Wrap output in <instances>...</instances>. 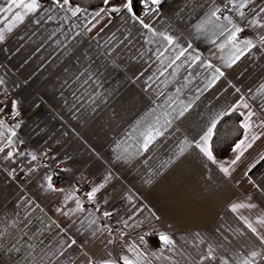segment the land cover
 Masks as SVG:
<instances>
[{"label": "crops", "instance_id": "obj_1", "mask_svg": "<svg viewBox=\"0 0 264 264\" xmlns=\"http://www.w3.org/2000/svg\"><path fill=\"white\" fill-rule=\"evenodd\" d=\"M125 2L47 0L22 21L23 8L0 12V264H101L136 252L141 264H242L253 251L264 264V0L244 17L229 4L211 22L227 0H162L135 14L151 31ZM233 25L247 37L233 40ZM13 101L21 119L8 124ZM231 112L240 125L255 113L246 144L259 139L229 167L237 153L213 163L196 145ZM53 171L61 183L50 188ZM79 175L92 179L87 200L102 217L74 191Z\"/></svg>", "mask_w": 264, "mask_h": 264}, {"label": "snow or ice", "instance_id": "obj_2", "mask_svg": "<svg viewBox=\"0 0 264 264\" xmlns=\"http://www.w3.org/2000/svg\"><path fill=\"white\" fill-rule=\"evenodd\" d=\"M70 2V0H52V4L54 6H57L61 9L65 8L66 5H68ZM104 4H109L110 0H103ZM254 0H239V2L237 3L236 0H227V3L225 4V7L227 8L229 4H231V7L233 9L236 10L237 14L240 17H244L245 13L243 11H240V9L244 8L248 3H253ZM162 3V0H141V4L145 7H149V5H160ZM15 7L16 9H20L23 8L24 12L21 13L19 11H17L16 13H14V16L17 20L22 21L24 16L27 15L28 13H34L36 12L38 9L41 8V5L39 3V0H28V2H25V0H11V3L9 4V6L7 8H2L0 9V12H7V11H11L12 8ZM124 9L127 10L128 12H131L133 14V18L139 20V23L143 26V28L148 29L149 31L152 30V26L148 23H145L144 19H142L141 17H137L134 13V10L132 8V0H126L125 4L123 5ZM157 9L154 8H150V11H156ZM231 10V9H229ZM80 11V9L77 7L74 10H71V14L73 16H76L77 13ZM105 9H100L99 12H97L95 15L99 16L101 12H104ZM110 11L113 12H118L120 11L119 8L117 7H112L110 9ZM220 11V8L217 7L212 13L211 16L209 17V22H211V17L215 16L217 20L220 19V17L216 16V13ZM261 11H264V9H261ZM149 13H145V15H148ZM49 19H51V17H49ZM224 20H228L229 23H231V19L229 18V16H224L223 17ZM39 21H37L38 23ZM10 30V29H9ZM242 31L241 28H239L236 25H233V29L230 31V35L231 38L233 40L236 39V33ZM161 35H163L161 33ZM4 39V35L2 33H0V41H2ZM164 39L168 41L169 44L173 43L172 38L169 36H164ZM245 45H251V41L247 40L243 42ZM261 43H264V36L261 37ZM162 55V53H161ZM184 55V52L181 51L179 56ZM179 56L176 57V59H179ZM174 62V61H173ZM2 82V81H0ZM85 83H87V81H85ZM245 107H247V105H245ZM16 108V102L13 101L12 102V109L13 111H15ZM3 109L0 108V111H2ZM186 110V106L185 108H181L178 112L177 115H183L184 111ZM241 115H244L243 113H241ZM255 113H249L248 116L246 117L245 121L241 123L240 127L244 129V136L243 138L239 139L238 141L234 142L233 145L230 146V151L232 153H237L235 155L234 159H231V162L229 164V167H231L232 165H235L238 161H240L241 157L244 155V152L247 151L249 148L252 147L253 143L259 139L258 136L256 135H252L251 136V140L250 142H248L246 144V141L249 140V136H248V132L250 130V128L252 127L251 124V120L252 117L255 116ZM3 124V121H0V125ZM18 127V125H16ZM213 128L215 127V124H213L212 126ZM261 127H264V121L261 122ZM159 134V133H157ZM14 135V133H13ZM145 135V146H147L148 143L151 142L152 139H154V137L152 136V132L151 130L147 131L144 133ZM213 133H212V128H210L208 130V133L203 137L204 140V144H197L196 147H198L200 149L201 152L204 153L205 156H207V158L209 160H211L213 163H217L216 157L214 156V149L212 147V145L210 143H208V141L211 139ZM4 149L0 148V152H3ZM8 155L10 156L11 153H8ZM33 159H35V157H33ZM261 160H264V155H261L260 157ZM257 163H259V161H257ZM229 167H224L223 163H220V168L221 171L224 172L225 174H227L229 172ZM253 167H255V165H253ZM251 170V169H250ZM245 175H247V173H245ZM51 179V178H49ZM49 187L51 188L52 185L49 184ZM97 191V189H93L92 192L88 193V197L89 199H92L95 192ZM234 208L236 206H233ZM104 215H108V213H105ZM261 223H264V221H262ZM249 228L251 229L252 233L257 234V229L255 227H252V225H249ZM158 240L160 242V244L165 247V248H171L174 245V241L165 233L161 232L158 233ZM143 237H140V240L143 241ZM260 242L262 244H264V236H259ZM72 243H75V241H73ZM130 251H134L136 252L135 249H129ZM160 253H162V248L159 250ZM152 256H157L158 253L157 252H153L151 253ZM257 253L256 252H251L250 257L251 259H245L242 264H254V258L256 257ZM136 256L138 257V259L133 260L130 259L128 256L126 255H122L119 257L118 260H113V259H105L103 261H101V264H119V261L122 260L123 264H141V260L143 259V253L140 252H136ZM224 264H228L227 261H224Z\"/></svg>", "mask_w": 264, "mask_h": 264}, {"label": "trees", "instance_id": "obj_3", "mask_svg": "<svg viewBox=\"0 0 264 264\" xmlns=\"http://www.w3.org/2000/svg\"><path fill=\"white\" fill-rule=\"evenodd\" d=\"M47 0H39L40 3ZM115 0H110V3ZM71 3L81 8H96L102 7L103 0H70ZM132 8L135 14L142 13L147 7L141 4V0H132ZM239 115L236 112H231L223 115L215 124L212 130L210 144L214 149L216 158H223L230 152V146L238 140L242 135L243 129L240 127ZM260 264V263H254Z\"/></svg>", "mask_w": 264, "mask_h": 264}, {"label": "built area", "instance_id": "obj_4", "mask_svg": "<svg viewBox=\"0 0 264 264\" xmlns=\"http://www.w3.org/2000/svg\"><path fill=\"white\" fill-rule=\"evenodd\" d=\"M250 5H251V3H248L244 8H242V10L243 11L247 10V8H249ZM230 8H231L230 5H228L227 8L224 5L220 11H221V13L228 12ZM235 35H236L237 39H244L247 37V34L243 31H240V32L236 33ZM1 105L2 104H0V108H1ZM20 119H21L20 110H15V111L11 112L6 117V121L8 124L17 123L20 121ZM47 157H48V152H45V158H47ZM50 183L53 187H57L61 183V180L55 174V171H53V174H52L51 179H50ZM72 186H73L74 191L84 201V205L92 207L95 210L96 214L99 217H102V214L104 212V206L102 204H91L87 200L88 193L92 192V179L89 177L79 175V176H77V178L74 179ZM102 223L104 224L105 222L102 220ZM112 231H113V229H112Z\"/></svg>", "mask_w": 264, "mask_h": 264}]
</instances>
